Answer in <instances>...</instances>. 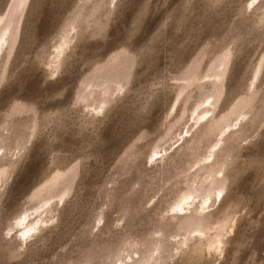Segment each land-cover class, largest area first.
<instances>
[{
  "label": "rangeland",
  "instance_id": "374dc122",
  "mask_svg": "<svg viewBox=\"0 0 264 264\" xmlns=\"http://www.w3.org/2000/svg\"><path fill=\"white\" fill-rule=\"evenodd\" d=\"M110 65L97 110L83 87ZM209 172L222 198L188 236L171 208ZM121 262L264 264V0H25L0 52V264Z\"/></svg>",
  "mask_w": 264,
  "mask_h": 264
},
{
  "label": "bare ground",
  "instance_id": "6f19581e",
  "mask_svg": "<svg viewBox=\"0 0 264 264\" xmlns=\"http://www.w3.org/2000/svg\"><path fill=\"white\" fill-rule=\"evenodd\" d=\"M25 0H16L7 15L5 16L4 20L0 25V52L5 47L6 54H9L12 48V44L14 41V34L16 31L17 24L19 22V17L21 10L24 6ZM72 27L71 30H75ZM69 33V31H68ZM67 33V34H68ZM68 39L66 37H62L54 49V62L55 65L53 67L54 71H57L60 62H61V55L64 52L65 48L68 46ZM70 44V43H69ZM226 64V63H225ZM214 65V64H213ZM224 68L223 60H220L210 71V74L207 76L208 79H211L209 89L211 88L212 95L210 98H215L218 93L219 89V80L222 76V70ZM195 69V68H194ZM190 73L186 76L184 83L181 85V90H186L188 87L196 84V79L194 72L189 70ZM200 86V85H199ZM204 86V85H203ZM83 95L81 96L82 99H91L96 100L95 108L97 110H102L109 101V98L117 91L120 90V87L116 85L113 81V71L112 65L108 68L104 69L103 71H99L93 74L85 84ZM82 88V89H83ZM200 89V88H199ZM203 91V87H202ZM215 101V100H214ZM214 101L210 104L211 106L214 105ZM208 109L204 108L196 113V122H199L200 115L208 113ZM205 117V116H204ZM210 121V118H209ZM208 121V122H209ZM207 123V122H206ZM209 124V123H208ZM159 152L153 151L152 156H158ZM200 186V187H199ZM197 186V189L189 190L185 193L171 208V212L174 218L181 219L183 223H181V227L186 229V233L189 236L191 233H198L201 234L203 232L201 230L202 224L205 220V212L211 206L212 200H220L222 198V191H223V182L216 178V173L209 172L207 176L203 179L201 184ZM199 187V188H198ZM56 195L50 198H42L39 201L38 206L34 209L35 218L33 221H29V214L22 215L18 217L15 221V226L18 228H22L21 236L26 237L31 235L35 232L38 226L44 223V220L40 218V216L46 212V207L50 205L53 198ZM64 195H60L58 200L61 201ZM198 200V206H193V213L190 217H187L185 211H189V207L195 204L194 202ZM190 214V213H189ZM180 221V220H178ZM180 224V223H178ZM204 227V226H203ZM181 229V228H180ZM218 235V234H217ZM221 244L219 239H215L209 245V249H215ZM120 264H126L120 263Z\"/></svg>",
  "mask_w": 264,
  "mask_h": 264
}]
</instances>
